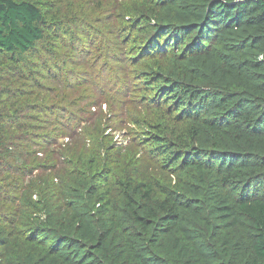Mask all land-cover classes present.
I'll use <instances>...</instances> for the list:
<instances>
[{
  "label": "trees",
  "instance_id": "16d2710c",
  "mask_svg": "<svg viewBox=\"0 0 264 264\" xmlns=\"http://www.w3.org/2000/svg\"><path fill=\"white\" fill-rule=\"evenodd\" d=\"M85 1L0 0V157L28 109L73 139L59 186L21 192L31 248L5 264H264V0H99L118 44L103 66L84 58ZM110 116L129 126L123 155Z\"/></svg>",
  "mask_w": 264,
  "mask_h": 264
},
{
  "label": "rangeland",
  "instance_id": "374dc122",
  "mask_svg": "<svg viewBox=\"0 0 264 264\" xmlns=\"http://www.w3.org/2000/svg\"><path fill=\"white\" fill-rule=\"evenodd\" d=\"M104 1L108 3V0ZM98 2L99 0L85 1L82 8L80 9L85 21L90 25L91 30L93 31L89 35H96L95 38H98L96 41H91L84 47V50H87L88 52L86 55H84V58L85 60H89V63L98 62V64L100 63L99 65L101 66H103V64H101L102 62L113 65L114 62L111 59V55L115 52L118 44L114 39H101V36L98 34V32H103L107 37L113 36L114 34V29L110 28L107 23H104L106 18L109 16L106 12L108 4H105L106 8L103 11L94 7ZM74 26L76 29L75 32L77 35V40L75 49L72 51H74L73 53L75 57L78 60H81L83 59V56L80 55L79 48L82 47L80 39H82L84 36V33L82 32L83 28L81 22H79V25H73L72 28ZM93 43H95L94 46L98 47L97 54L100 58L91 59L90 54L93 50ZM65 49L68 50L66 47ZM107 73L108 72L106 70L105 74ZM112 78L114 80L113 76ZM113 85L114 81L108 89H110L111 86L113 87ZM131 106L132 105L129 104L126 108L130 109ZM101 108L104 112H106L105 103L101 106ZM93 109L94 108L92 107V110ZM66 112V115H61L63 116L61 119L62 123L67 122L66 116L70 114L69 110ZM32 114L38 113L32 112L29 109L26 112L21 113V117L24 118L22 120L30 124V126L25 133L19 134L18 137L11 141L12 149L10 150V155L0 157V224L1 226H5V231L0 233V235L3 237L4 242H7L6 246L0 245V264H5L3 254L5 250H10L16 241L20 242L22 247L31 248L30 246H26L23 237L21 240L18 238L16 231L19 228L15 229L13 227L16 226L15 220L19 213V196L21 192L24 189H30L32 183L43 177L51 178V180L54 182V187L57 188L61 181L60 178H64L62 171L63 165L60 163L65 158L64 156H60L61 152H65V147L62 145L67 144L71 146L73 143L72 138L57 137L55 139L54 135L56 132L52 130V126L48 125V123H43L49 119L48 115H39L40 118L38 117V119H32V117H30ZM42 119L46 120L44 121ZM120 120L122 119L119 116H110L109 124L113 126V131L110 133L113 137L111 142L116 146L115 153L121 152L123 155L124 149L129 147L128 136L126 135V129H128L129 126L124 125L123 127L124 122L123 120ZM74 123L75 121L73 120V122L70 124L73 125ZM138 158L139 159L136 163L137 165L135 166H141V174H146L147 170L143 168L148 164V159L143 154H138ZM133 168V166L128 167V174L133 170ZM53 201L57 206H61L62 201L57 192L53 193ZM12 220L15 222L12 223ZM5 247L7 248L5 249Z\"/></svg>",
  "mask_w": 264,
  "mask_h": 264
}]
</instances>
